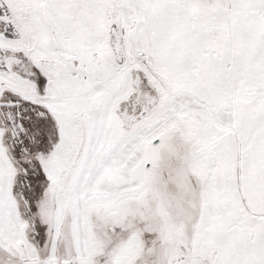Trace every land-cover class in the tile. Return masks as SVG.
I'll list each match as a JSON object with an SVG mask.
<instances>
[{
    "label": "snow or ice",
    "instance_id": "6c2138e0",
    "mask_svg": "<svg viewBox=\"0 0 264 264\" xmlns=\"http://www.w3.org/2000/svg\"><path fill=\"white\" fill-rule=\"evenodd\" d=\"M0 264H264V0H0Z\"/></svg>",
    "mask_w": 264,
    "mask_h": 264
}]
</instances>
